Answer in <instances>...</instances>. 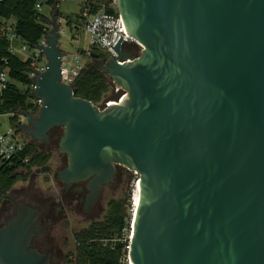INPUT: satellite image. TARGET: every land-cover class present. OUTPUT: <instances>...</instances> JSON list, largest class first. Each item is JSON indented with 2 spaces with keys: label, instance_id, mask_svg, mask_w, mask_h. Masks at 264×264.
Listing matches in <instances>:
<instances>
[{
  "label": "water",
  "instance_id": "obj_1",
  "mask_svg": "<svg viewBox=\"0 0 264 264\" xmlns=\"http://www.w3.org/2000/svg\"><path fill=\"white\" fill-rule=\"evenodd\" d=\"M116 5L143 49L126 61L134 53L119 38L116 56L92 53L91 62L128 96L98 105L61 81L53 9L46 46H37L45 69L30 78L41 105L18 111L21 131L48 143L62 128L67 163L55 177L66 187L86 181V206L116 165L139 175L127 264H264V0ZM40 213L17 203L0 226V264H50L32 245L45 229Z\"/></svg>",
  "mask_w": 264,
  "mask_h": 264
},
{
  "label": "trees",
  "instance_id": "obj_2",
  "mask_svg": "<svg viewBox=\"0 0 264 264\" xmlns=\"http://www.w3.org/2000/svg\"><path fill=\"white\" fill-rule=\"evenodd\" d=\"M37 1L0 0V69H5L9 78L7 87L0 94V114L15 113L23 109L36 114L38 110L30 95V60L10 51L8 43L10 31L15 34V43H25L29 47L36 45L45 33L47 20L36 8ZM56 14H60L58 9ZM67 16L70 17L69 14ZM7 21L9 29L6 28ZM18 84L25 88L19 87ZM72 87L75 96L99 105L111 91L112 82L107 74L89 61L75 77ZM9 125L24 137L25 146L10 158L0 156V204L3 195L12 188L16 180L25 177L21 173L22 170L29 171L32 166H44L49 159L48 153L40 150L34 142L24 136L20 129L22 123L17 116H9ZM24 158H27L26 162L23 161ZM130 221V212H125L119 202H111L103 219L92 221L87 227L75 232V252L71 254L70 262L127 264L126 247Z\"/></svg>",
  "mask_w": 264,
  "mask_h": 264
},
{
  "label": "built area",
  "instance_id": "obj_3",
  "mask_svg": "<svg viewBox=\"0 0 264 264\" xmlns=\"http://www.w3.org/2000/svg\"><path fill=\"white\" fill-rule=\"evenodd\" d=\"M72 1L75 2L78 10L69 14L70 17H68V14H64L60 11V5L62 3H69ZM44 5L47 6L49 15L43 12L42 8ZM35 6L46 20L50 18L51 11L53 9L56 11L58 9L60 11L59 15L56 14L59 35L58 45L59 38L61 35L66 33V29H69L72 33L70 40L78 41L74 52H67L60 49L61 81L68 85H72L75 77L82 69H84L86 63L92 60V53H96L98 59L103 61L116 56V52L112 47L115 46L119 38L122 39L120 42V50L131 51L133 50V46H136L137 48V51L133 52L134 56L132 58H128L126 61H130L139 56L143 49V46L126 31L122 17L117 10L116 0H38ZM109 9H112V11H109ZM45 24L47 26L45 33L33 47H29L25 43H19L17 45L13 44L15 41V34L12 31L8 33L10 51L23 53L28 49L32 50L31 54L26 57L30 60L29 78L44 71L45 69L46 58L39 47H37L46 46V35L51 26L47 23ZM82 31L87 35L85 47H81L79 42ZM99 55H102V57H99ZM120 62L122 63L123 61ZM8 80L7 71L5 69H0V94L7 87ZM34 88L35 84L31 82V92ZM111 93L112 97L105 99L101 104H105V106L121 104L128 96V92L122 87L117 86L115 89L113 82ZM32 101L39 109L41 100L32 99ZM7 114H9V116H17L21 123L24 121V117L18 112H10ZM24 146V137L20 133L14 131V129L10 126L6 131L0 133V156L2 158H10L16 155L24 148ZM23 161L26 162L27 158H24Z\"/></svg>",
  "mask_w": 264,
  "mask_h": 264
},
{
  "label": "rangeland",
  "instance_id": "obj_4",
  "mask_svg": "<svg viewBox=\"0 0 264 264\" xmlns=\"http://www.w3.org/2000/svg\"><path fill=\"white\" fill-rule=\"evenodd\" d=\"M60 8V11H62L64 14H71L78 10L77 5L74 1L69 3H62L60 5ZM42 10L43 12L47 13V15H49L46 5L43 6ZM7 25H9V21H7L6 23V28L9 29ZM71 34V31H69V29H66V33L60 36V49L67 52L75 51V46L77 45L78 41L70 40ZM86 38V33L82 31L79 41L81 47L86 46ZM13 44L17 45L19 43H15L14 41ZM131 51L136 52V46H133V50ZM31 52L32 50L28 49L23 53H16L19 54L22 58H26L29 54H31ZM18 85L21 88H25L21 84ZM109 97H112L111 91L107 93L106 99ZM22 123H24V121ZM9 126V114H0V133L6 131ZM37 147L40 150L48 153L49 159L47 163L44 166H32L29 171L22 170L21 173L25 174V176L27 177L32 176L34 178L32 184L33 190H40L43 193H46V195L50 194L52 196H56L59 192V189L56 185L55 173L61 165V161L58 159L60 158L58 151V140L54 141L49 148H45L41 144H37ZM44 167L46 169H43ZM138 176L139 175L135 171H130L122 165H116V172L113 181L107 185H104L101 189L98 199V207L93 209L92 214H90L89 216L82 214L79 211L78 206L75 207L74 210L69 212L66 216H61L59 224L55 226L57 239L52 251L51 264H74L73 262H70V259L71 254L75 252V232L87 227L92 221L103 219L108 212L111 202H119L125 212L129 211L131 213L133 208L132 198H134L135 193L134 183L135 180H137ZM27 187L28 184L26 182L18 179L12 186L11 190H19L21 193H23V191L27 189ZM128 235L129 234L127 233V238Z\"/></svg>",
  "mask_w": 264,
  "mask_h": 264
},
{
  "label": "flooded vegetation",
  "instance_id": "obj_5",
  "mask_svg": "<svg viewBox=\"0 0 264 264\" xmlns=\"http://www.w3.org/2000/svg\"><path fill=\"white\" fill-rule=\"evenodd\" d=\"M60 133L61 127H54L49 132L48 143L39 141L35 144H41L43 147L49 148L54 141L58 140ZM26 138L30 139L29 137ZM59 155L60 158L58 159L61 161V165L59 167L60 169L66 165L67 159L65 154L59 152ZM21 181H24L28 184L27 189H22L24 190L23 193H21L19 190L10 189L5 194L6 196L3 197L0 208V226L10 216L16 213L17 203L19 202H26L34 207L39 208L41 213L37 217V221L40 224L45 225V229L40 233L39 236L33 239L32 245L40 252L49 251L51 264L52 251L57 239L55 226L59 224L61 216H66L78 206L79 211L82 214L89 216L92 214L93 209L98 207L99 196L96 197L89 206H86V198L89 192L86 187V181L73 183L72 185L66 187L61 180L55 177L56 185L59 189V192L56 196H52L50 194L46 195V193H43L40 190H33L32 184L34 178L32 176H25L24 178H21Z\"/></svg>",
  "mask_w": 264,
  "mask_h": 264
},
{
  "label": "bare ground",
  "instance_id": "obj_6",
  "mask_svg": "<svg viewBox=\"0 0 264 264\" xmlns=\"http://www.w3.org/2000/svg\"><path fill=\"white\" fill-rule=\"evenodd\" d=\"M138 184H139V180L135 183V186H134L135 193H134V198H132L134 200V203L132 206H135L138 203Z\"/></svg>",
  "mask_w": 264,
  "mask_h": 264
}]
</instances>
